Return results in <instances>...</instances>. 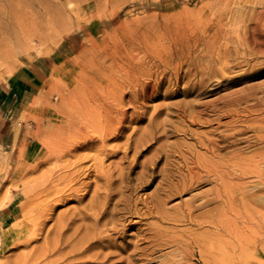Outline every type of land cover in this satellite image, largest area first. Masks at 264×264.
I'll list each match as a JSON object with an SVG mask.
<instances>
[{"label": "bare ground", "instance_id": "1", "mask_svg": "<svg viewBox=\"0 0 264 264\" xmlns=\"http://www.w3.org/2000/svg\"><path fill=\"white\" fill-rule=\"evenodd\" d=\"M9 1L12 5L3 12L6 21L0 23L4 39L18 35L22 42L33 37L42 41L45 29L61 20L48 16L47 27L42 21L32 27L29 16L35 7L39 9L36 19L43 18L44 10L57 7L49 0ZM249 1V7L215 10L213 17L200 11L201 21L206 17L204 23L164 34L170 45L157 50L149 46L150 34L135 24L121 21L106 28L118 11L85 24L82 29L91 43L80 46L85 59L74 67L76 89L63 94L61 104L43 116L54 127L52 137L43 140L44 160L55 156L62 162L35 179L24 213L32 218L9 238L12 244H30L42 236L23 255L25 262L187 264L196 253L203 264L216 259L225 227L221 216L233 210L228 205L222 213V204H230L237 190L242 192L229 183L232 178L241 179L235 175V165L242 174L259 166L264 169V82L249 83L264 74V0ZM225 18L231 21L229 26ZM126 40L136 48L138 43L144 47L139 50L142 54L133 55ZM232 63L241 69L229 75L227 82L245 83V92L229 95L220 107L212 108L214 117H205L201 106L214 104L199 98L206 93L209 80L219 77V69L225 72ZM102 77L108 86L93 87ZM176 94L194 96L157 105L140 132L125 134L127 123L146 115L147 100ZM126 104L131 107L129 113ZM165 108L173 110L158 118ZM252 113L263 114L247 119ZM226 116L231 119L222 121ZM193 125L207 129L196 130ZM37 127L42 129L40 122ZM248 131L250 138L244 134ZM38 165H31L32 170ZM202 184L211 186L181 198ZM176 197L181 199L169 205ZM68 201L75 204L53 216L55 207ZM50 219L53 222L45 230ZM181 224L189 226L176 228ZM7 241L0 238L1 247ZM164 247L171 250L158 255Z\"/></svg>", "mask_w": 264, "mask_h": 264}, {"label": "rangeland", "instance_id": "2", "mask_svg": "<svg viewBox=\"0 0 264 264\" xmlns=\"http://www.w3.org/2000/svg\"><path fill=\"white\" fill-rule=\"evenodd\" d=\"M49 3H53L57 8H51L50 11L44 10L43 15L41 14L43 18L36 19L34 15L39 12V9L35 7L34 15L29 16L33 17V22L30 23L32 27L35 26V22L40 23L41 21L42 23L45 22L44 26L47 27L49 24L46 21L48 16L51 17L48 18L50 20L53 18V20H56L57 17V20L61 19L55 27H48L49 30L45 29L44 33L47 31V36L42 41H38L36 37H33L32 40L28 39L26 42H22L21 39H18L17 34L15 37L11 36L6 39L1 37L3 35H0V115L6 121L5 130L8 137L5 141L0 140V238L8 239L6 242L7 246L1 247L0 245V264H28L25 262L23 255L32 245L39 244L42 241L41 235L39 236L40 238L31 241L30 244H12V240H9V238H13L16 232L22 229L23 224L32 218L24 216V213L30 206L29 192L35 179L40 180L44 174L62 162V160L56 159L55 156H53V159L50 158L49 161L44 160L47 149H45L43 140L48 139L49 136V138L52 137L50 131L54 127L52 128V125L49 124L50 122H47L43 116L46 114L47 109L53 110L56 108L55 104H61L64 100L63 94L68 93L70 90L74 92V89H76L75 83L73 84V77L76 75L74 67H78V64L85 59V54L80 55L81 47L91 43L86 33L87 30L82 29L85 24L89 20L98 19V17L106 18L114 10L118 11V15L106 25V28H110V26L116 25L121 21L124 24H135L144 29L146 34H150L148 37L149 46L157 50L170 45V40L165 38L164 34L170 31H179V28L183 25L199 24L201 21V17H199L200 11L210 12L211 15L215 10H220L224 7L234 9H237L236 7L239 5L249 7L252 1L49 0ZM45 4L47 5V3ZM10 5L12 4L9 0H0V23L6 21L4 13H6L7 7H10ZM69 7L73 8L74 11H71ZM203 18L202 23L206 21V17ZM224 21L227 22V26L231 24V21L227 18ZM98 34L100 35L101 33L99 32ZM127 40L132 41L133 37ZM126 47L133 55H141L142 53L139 50L144 49V47H140L139 43L138 48H136L134 42L131 45L127 42ZM217 66V68H220L219 65ZM230 68H227L225 72L219 69L221 73L217 70V76L219 77L209 80L206 86V93L199 98L201 102L214 104L201 106L206 112L203 114L205 117H214L212 108L214 106L220 107L223 104L222 100L229 95L245 92L246 87H242L245 83L230 85L227 82L226 78L229 75L236 74L241 69L240 66L235 67L233 63ZM116 75L118 76V74ZM100 79L101 81L98 79L93 87L108 86L104 77ZM253 82H264V74L249 81V83ZM165 84L161 85L159 92H163ZM182 84L183 81L180 80L178 85L180 90ZM193 96V94L187 97L182 94H176L168 98L159 96L155 99L147 100L146 115L137 117L134 121L127 123L124 129L125 134L140 132L146 126L148 116L152 115L153 109L157 105L186 100L193 98ZM249 102L251 103L252 101L250 100ZM125 106L128 110L127 113H129L131 107H128V104ZM172 110L173 108H165L158 118H162L165 115V111L170 112ZM262 114L252 113L247 116V119L257 118ZM42 117L43 120L37 121ZM230 119V117L226 116L222 117L221 120ZM39 122L42 125V129L37 127ZM192 128L196 130L207 129L197 125H193ZM244 134L249 138L252 137L251 131ZM178 137L183 136L179 134ZM175 138L173 136L169 139L173 140ZM252 153L253 151L244 154L248 156ZM36 162L39 163L38 168L32 170L31 165ZM235 168V175L241 177V179L232 178L229 183H233L235 188L241 187L242 192L237 190L235 198L230 201V204H222V213L228 205H231L233 210H229L227 214H222L221 216L225 227L221 231L220 253L214 261H206L205 264H243L247 259L249 264H264V169L259 166L254 170H250L251 172L248 174H242L240 166L237 167L235 165ZM154 184L148 186L146 190L151 191ZM210 186V184H202L190 193L182 195L181 198H188L191 193L200 192L210 188ZM181 198H173L168 204H176ZM73 204H75L73 201H68L56 206L52 212L53 216ZM52 222L53 219L47 221L44 227L45 230ZM188 226V224H181L176 228L187 229ZM127 232L133 234V229H128ZM170 250L171 247H164L157 254L168 253ZM203 263L202 258L196 253L195 259L187 264Z\"/></svg>", "mask_w": 264, "mask_h": 264}, {"label": "crops", "instance_id": "3", "mask_svg": "<svg viewBox=\"0 0 264 264\" xmlns=\"http://www.w3.org/2000/svg\"><path fill=\"white\" fill-rule=\"evenodd\" d=\"M5 124H6V121L4 117L0 115V140L1 141H5L8 138L6 135Z\"/></svg>", "mask_w": 264, "mask_h": 264}]
</instances>
